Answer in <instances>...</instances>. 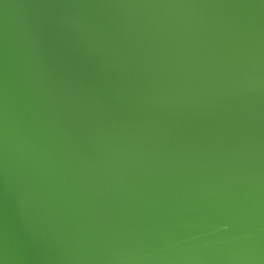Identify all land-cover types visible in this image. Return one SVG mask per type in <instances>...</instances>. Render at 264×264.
<instances>
[{
	"label": "water",
	"instance_id": "water-1",
	"mask_svg": "<svg viewBox=\"0 0 264 264\" xmlns=\"http://www.w3.org/2000/svg\"><path fill=\"white\" fill-rule=\"evenodd\" d=\"M0 264H264V0H0Z\"/></svg>",
	"mask_w": 264,
	"mask_h": 264
}]
</instances>
